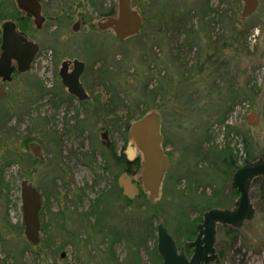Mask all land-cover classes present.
Masks as SVG:
<instances>
[{
	"label": "rangeland",
	"instance_id": "374dc122",
	"mask_svg": "<svg viewBox=\"0 0 264 264\" xmlns=\"http://www.w3.org/2000/svg\"><path fill=\"white\" fill-rule=\"evenodd\" d=\"M48 1L69 9L60 42L44 50L34 72L7 84L0 100V264H158V220L182 240L208 201L236 191L212 149L229 143L238 167L247 152H264V0L245 18L242 0H131L144 21L122 42L95 27L117 14V0ZM66 59L85 65L88 101L70 97L49 69ZM151 112L161 120L169 169L152 203L140 173L133 177L143 197L130 209L117 169L105 170L107 148L126 156L131 126ZM251 113L255 127L247 124ZM30 143L40 146L42 161ZM134 156L143 161L139 151ZM22 181L42 199L45 230L36 246L24 235ZM237 198L218 209H232ZM251 201L255 218L233 242L227 227L217 228L214 264H264V209L253 186ZM138 213L153 215L151 229L132 219Z\"/></svg>",
	"mask_w": 264,
	"mask_h": 264
},
{
	"label": "water",
	"instance_id": "95a60500",
	"mask_svg": "<svg viewBox=\"0 0 264 264\" xmlns=\"http://www.w3.org/2000/svg\"><path fill=\"white\" fill-rule=\"evenodd\" d=\"M118 13L116 17H108L96 23L100 32L112 31L117 41L122 42L130 37L136 36L142 28L143 17L138 13V7L131 8V0H117ZM244 3L242 17L245 18L258 8L257 0H242ZM21 7L20 0L17 2ZM37 17V15H35ZM79 26L72 27L77 32ZM73 73L67 75V63H63L59 72L60 79L68 93L76 97L80 102L88 100V96L79 85L77 78L84 70V64L78 60L73 62ZM0 74L7 75V69L0 64ZM4 95L0 91V99ZM159 117L157 115H146L134 123L128 134L130 144L134 149H127L126 158L129 163L135 160V152L142 154L141 183L143 189L149 193L148 199L152 203L158 196L161 181L169 168L166 157L162 156L159 135ZM258 117L251 113L247 117V124L255 127ZM106 141L107 134L102 136ZM29 151L35 159L43 160L41 148L37 144L30 143ZM264 179V160H257L244 164L238 168L231 178V188L236 190L238 198L233 203V208L209 209L202 215V222L197 226V235L194 241L187 242L181 247L167 232L163 220H158L156 227V253L161 259V264H214L218 260L216 251V236L218 227H227L239 230L244 223L251 222L256 215L254 204L251 201V189L253 182ZM119 187L124 196L132 200L136 194L132 177L121 176L118 180ZM21 202L23 212L24 235L26 240L33 246L39 244L40 220L39 212L42 207L40 193L27 181L21 182ZM192 250L190 257L186 251ZM63 257V255H62Z\"/></svg>",
	"mask_w": 264,
	"mask_h": 264
},
{
	"label": "flooded vegetation",
	"instance_id": "af4514ba",
	"mask_svg": "<svg viewBox=\"0 0 264 264\" xmlns=\"http://www.w3.org/2000/svg\"><path fill=\"white\" fill-rule=\"evenodd\" d=\"M18 1L19 0H0V64H2L8 72L7 75L0 74V91L1 94L4 95V98L7 94L6 85L13 82L17 77L26 76L31 72H34L38 67L39 61L43 58L44 50L46 48H54V45H57L60 42V34L61 31H63L61 18L67 17L69 12V9H66L64 6L61 7V5L59 4L57 6H52L48 0H20L21 7L18 6ZM59 13L62 17H59ZM35 15H37V17H35ZM115 16H117V14ZM76 24L79 26L78 23ZM52 58V56H46L45 60H47L48 62L49 59ZM74 61L75 60L71 61L70 59H66L61 63V66L63 63H67V75H71L73 73ZM49 69L51 70V72L55 73L62 84L59 76L60 69L56 71L52 64ZM84 71L85 67L83 72ZM83 72L78 75L77 81L85 91V88L81 83ZM64 89L70 97L79 101L76 97L68 93L67 88L64 87ZM152 114H155L159 117L156 112H151L148 115ZM159 122L160 135V117ZM160 137L162 156L166 157L169 163L168 156L162 149V136L160 135ZM128 147L132 149L136 148H133L130 145ZM137 159L138 158H135L134 162ZM139 163L141 164L140 161ZM140 164L139 173L141 174L143 169H141ZM133 185L135 186L137 194L138 183L133 181Z\"/></svg>",
	"mask_w": 264,
	"mask_h": 264
},
{
	"label": "trees",
	"instance_id": "16d2710c",
	"mask_svg": "<svg viewBox=\"0 0 264 264\" xmlns=\"http://www.w3.org/2000/svg\"><path fill=\"white\" fill-rule=\"evenodd\" d=\"M92 1V0H91ZM114 14V10L111 9L109 12H108V16L109 15H112ZM104 68V67H103ZM104 69H108L107 68H104ZM104 69H101L99 71V73L101 75H104L106 74L107 72L104 71ZM99 103V101H97V104ZM109 112V111H108ZM108 114V113H107ZM144 115V114H143ZM142 115V116H143ZM223 118H225V115L223 116ZM222 118V119H223ZM222 123H224V121H222ZM129 129V123L126 122L125 125H124V141L126 142L127 141V131ZM225 129L227 131H230L231 128L229 126L225 127ZM30 140L27 139L24 143L27 147V144ZM245 146L247 147V142L245 141L244 142ZM107 151H108V161H106V165H105V170H108L109 169V165L110 166H115V168L117 169V172H116V177H121V176H125V177H135L140 168H139V159H137L135 162L133 163H129L127 161V158L125 156V153H121L120 155H118L116 152H113L110 148H107ZM213 151V154H215L216 156L220 157L221 158V162H222V165H223V174H229L230 176H232L234 174V172L240 168L237 166V162H236V156L233 154V150L230 149L229 147V143H227L223 149H220L218 150L217 147L213 148L212 149ZM247 156L246 158L244 159V162H243V165L244 164H248V163H251L255 160H257L258 158H262L264 160V152L261 153L260 155H258V157H255L252 153H246ZM255 189V194H256V198L258 199V204L260 206V208H263L264 209V179H257L253 182V185H252ZM125 197V196H124ZM143 197V194L141 192V189L138 188V192L137 194L133 197L132 200H129L127 199L126 197L124 198L125 200V205L127 208H134L135 206V202H137L139 199H141ZM238 195L236 193V191H232V195L230 198H225L223 201L220 202V199L217 198H213L211 199L210 201H208L206 203V206L204 207V210L206 209H210V208H218V207H225L229 204V202L231 203L235 198H237ZM215 199V200H214ZM150 207V206H149ZM149 209V208H148ZM207 210V211H208ZM204 212V211H203ZM200 211V217L192 222H188V225H187V231L184 233V239H179V238H175L176 240V243L178 245V247H181L182 245H184L185 243L187 242H191V241H194L195 237H196V234H197V226H198V223L201 222V216H202V213ZM148 213L146 214H133L132 216V219L136 220L137 224L139 225H148V227H150L151 229V226H152V223H153V215H147ZM145 215V216H144ZM43 217L42 215V210H40L39 212V220ZM42 221V220H40ZM41 230L44 231L45 230V225H43L41 223ZM226 241H230V242H233L235 239H236V236L238 234V230H233L231 228H226ZM233 240V241H232ZM192 251L191 250H187L186 251V254L187 256L189 257V255H191ZM154 256L156 258V261L159 262L158 264H161L160 262V259L159 257L156 255V251L154 250ZM219 257L221 256V254H218ZM218 257V258H219Z\"/></svg>",
	"mask_w": 264,
	"mask_h": 264
}]
</instances>
